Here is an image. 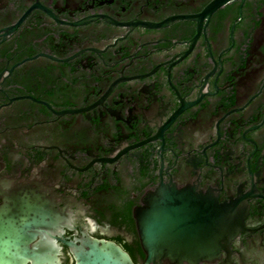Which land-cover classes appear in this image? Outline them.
<instances>
[{
	"label": "flooded vegetation",
	"instance_id": "flooded-vegetation-1",
	"mask_svg": "<svg viewBox=\"0 0 264 264\" xmlns=\"http://www.w3.org/2000/svg\"><path fill=\"white\" fill-rule=\"evenodd\" d=\"M212 1L0 0V178L52 206L62 264L86 237L145 264L135 210L166 184L233 230L180 264H264V0Z\"/></svg>",
	"mask_w": 264,
	"mask_h": 264
},
{
	"label": "water",
	"instance_id": "water-1",
	"mask_svg": "<svg viewBox=\"0 0 264 264\" xmlns=\"http://www.w3.org/2000/svg\"><path fill=\"white\" fill-rule=\"evenodd\" d=\"M228 0H214L208 15ZM1 168V163H0ZM135 210L147 264L164 257L204 258L229 238L232 228L227 205L191 187L160 185ZM61 232L59 216L29 183L0 178V264H62L54 235ZM76 264H133L129 254L113 241L86 237L70 243Z\"/></svg>",
	"mask_w": 264,
	"mask_h": 264
}]
</instances>
